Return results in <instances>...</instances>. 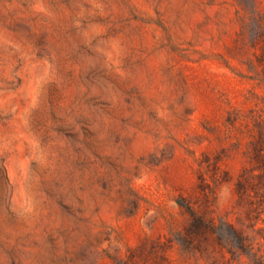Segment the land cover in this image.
Instances as JSON below:
<instances>
[{
    "label": "rangeland",
    "instance_id": "obj_1",
    "mask_svg": "<svg viewBox=\"0 0 264 264\" xmlns=\"http://www.w3.org/2000/svg\"><path fill=\"white\" fill-rule=\"evenodd\" d=\"M0 264H264V0H0Z\"/></svg>",
    "mask_w": 264,
    "mask_h": 264
}]
</instances>
